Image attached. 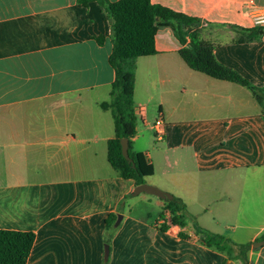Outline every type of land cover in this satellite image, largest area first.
I'll list each match as a JSON object with an SVG mask.
<instances>
[{
	"label": "crops",
	"instance_id": "0c3cea01",
	"mask_svg": "<svg viewBox=\"0 0 264 264\" xmlns=\"http://www.w3.org/2000/svg\"><path fill=\"white\" fill-rule=\"evenodd\" d=\"M150 3L198 19L215 60L264 95V37L237 43L230 29L253 28L264 0ZM110 35L95 1L0 0V230L34 234L26 264H242L200 245L194 226L250 244L248 264H264V102L190 69L172 30L156 31V54L136 61L133 102L145 121L130 147L152 163L144 184L184 203L186 227L172 226L165 201L133 196L134 181L107 161ZM110 214L122 219L106 231Z\"/></svg>",
	"mask_w": 264,
	"mask_h": 264
},
{
	"label": "trees",
	"instance_id": "16d2710c",
	"mask_svg": "<svg viewBox=\"0 0 264 264\" xmlns=\"http://www.w3.org/2000/svg\"><path fill=\"white\" fill-rule=\"evenodd\" d=\"M76 1L82 7H87L90 2H97L104 9L111 25L112 49L108 64L114 71V80L109 99L101 103L100 108L109 111L113 119L114 138L107 143V161L122 179L132 180L138 186L144 184V178L152 176L154 172L151 161L141 153L132 152L130 144L136 135L138 120L133 102L136 61L138 58L156 54L154 36L159 28L169 27L172 30L182 46L178 54L190 69L216 80L246 87L257 102L263 104L264 95L260 89L250 86L236 72L215 60L214 45L202 39L203 28L198 19L153 5L150 0ZM230 29L239 36L237 43L255 42L264 37V29L257 26L250 29ZM94 39L101 44L104 37L96 36ZM123 138L129 141L128 154L134 167L122 156L120 140ZM164 211L168 213L170 225L186 227V207L180 199L165 201ZM116 219L115 214L107 217L106 231L113 230ZM159 229L164 231L165 226H160ZM193 229L200 245L224 254L227 260L248 264L247 253L251 249L250 244H235L230 239L197 226ZM179 236L185 238L182 233ZM34 239L35 236L31 232L0 230V264H26ZM259 240L264 241V235Z\"/></svg>",
	"mask_w": 264,
	"mask_h": 264
},
{
	"label": "water",
	"instance_id": "95a60500",
	"mask_svg": "<svg viewBox=\"0 0 264 264\" xmlns=\"http://www.w3.org/2000/svg\"><path fill=\"white\" fill-rule=\"evenodd\" d=\"M120 146H121V153H122V156L124 157V159L131 164L132 167H134L133 163H132V160L130 159L129 157V154H128V149H129V141L127 138H123L120 140ZM139 194H146V195H150V196H154L158 199H161L163 201H171L173 200V196L167 192H164L154 186H150V185H147V184H141V185H138L134 188V191L132 193L133 196H137ZM122 219V216L121 215H117V219L114 223V227H117L118 224L120 223ZM263 242H257L253 245V247H256V246H260L262 245ZM108 246L105 245L104 246V261H107L108 259Z\"/></svg>",
	"mask_w": 264,
	"mask_h": 264
},
{
	"label": "built area",
	"instance_id": "2783aa9c",
	"mask_svg": "<svg viewBox=\"0 0 264 264\" xmlns=\"http://www.w3.org/2000/svg\"><path fill=\"white\" fill-rule=\"evenodd\" d=\"M251 16H252V21H253L254 26L261 27L264 29V8L255 9L252 12ZM135 113L138 115V117L141 119V121H143V122L145 121V112H144L143 108L136 109ZM154 127L156 129V133H157L158 137L161 136L163 134L162 133L161 119L156 120Z\"/></svg>",
	"mask_w": 264,
	"mask_h": 264
},
{
	"label": "rangeland",
	"instance_id": "374dc122",
	"mask_svg": "<svg viewBox=\"0 0 264 264\" xmlns=\"http://www.w3.org/2000/svg\"><path fill=\"white\" fill-rule=\"evenodd\" d=\"M156 112H153L152 113V111L150 112V111H148V118H149V120H150V117H151V115L152 116H154V114H155ZM154 121V120H153ZM143 123H142V121H141V119L140 118H138V120H137V127L139 128V130H142L143 129V125H142ZM162 137H163V134L161 135V136H159L158 137V135H157V133H154V134H152V138H153V141H154V143L156 142V144H159V141L162 139ZM144 140V139H143ZM158 140V141H157ZM151 186V185H150ZM143 210V212H145V209L144 208H136V213L139 211H142ZM153 217H155V215H153ZM114 230V229H113Z\"/></svg>",
	"mask_w": 264,
	"mask_h": 264
}]
</instances>
